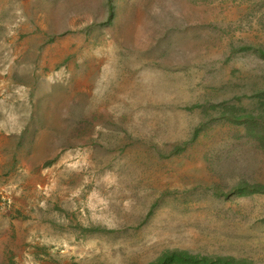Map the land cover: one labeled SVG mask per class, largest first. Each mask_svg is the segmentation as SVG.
Returning <instances> with one entry per match:
<instances>
[{"label":"rangeland","instance_id":"374dc122","mask_svg":"<svg viewBox=\"0 0 264 264\" xmlns=\"http://www.w3.org/2000/svg\"><path fill=\"white\" fill-rule=\"evenodd\" d=\"M261 51L264 0H0V264H264Z\"/></svg>","mask_w":264,"mask_h":264},{"label":"trees","instance_id":"16d2710c","mask_svg":"<svg viewBox=\"0 0 264 264\" xmlns=\"http://www.w3.org/2000/svg\"><path fill=\"white\" fill-rule=\"evenodd\" d=\"M264 56V51H261ZM247 133L258 143L264 145V111L257 118H249L246 122ZM249 188L244 184L243 188ZM250 193L264 192V185H253ZM148 264H250L245 260L236 259L229 256H204L195 254L187 250L168 249L162 252L155 260Z\"/></svg>","mask_w":264,"mask_h":264}]
</instances>
